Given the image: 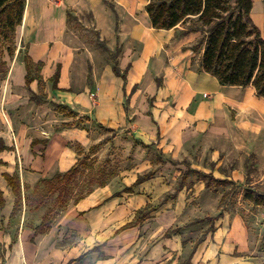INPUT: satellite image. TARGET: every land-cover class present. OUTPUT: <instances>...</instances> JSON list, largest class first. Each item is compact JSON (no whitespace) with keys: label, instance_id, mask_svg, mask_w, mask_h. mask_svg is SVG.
I'll return each mask as SVG.
<instances>
[{"label":"crops","instance_id":"0c3cea01","mask_svg":"<svg viewBox=\"0 0 264 264\" xmlns=\"http://www.w3.org/2000/svg\"><path fill=\"white\" fill-rule=\"evenodd\" d=\"M122 1L130 2L113 0L120 13L115 21L104 18L103 5L93 7L88 0H25L18 31L27 60L41 69L39 78L29 77L19 48L0 86V264H264L262 238L232 211L219 212L199 243L201 238L186 243L180 232L166 235L180 228L174 221L178 208L167 204L156 206L152 219L123 228L133 222L129 216L169 190L162 176L168 164H158L151 178L135 184L155 166L148 152L179 157L206 146L213 147L209 155L215 161L231 146H264V97L252 86L220 85L206 73L203 46L192 49L199 32L154 29L145 7L137 14L133 2L123 9ZM251 1V20L264 36V0ZM81 5L91 9L101 39L123 42L114 66L125 80L106 62L93 61L89 69L77 48L59 41L68 29L66 10ZM41 26L48 28L45 35ZM78 119L84 121L79 127L68 124ZM89 120L99 132L112 133L100 146L124 148L139 169L126 178L114 176L37 231L47 213L32 202L33 192L56 174L62 180L82 152L102 141L89 132ZM7 177L16 179V190ZM123 183L127 194H120Z\"/></svg>","mask_w":264,"mask_h":264},{"label":"rangeland","instance_id":"374dc122","mask_svg":"<svg viewBox=\"0 0 264 264\" xmlns=\"http://www.w3.org/2000/svg\"><path fill=\"white\" fill-rule=\"evenodd\" d=\"M88 2L93 7L97 3L103 5L106 10L102 13L104 18L109 16L115 21L119 19L120 13L115 8L113 0H97L96 2L88 0ZM130 2H133L137 14L144 10L147 4V0H130ZM130 2L122 1L123 9L128 8ZM97 10L101 11V7ZM66 11L68 29L64 38L59 41L77 48L78 57L87 59L89 69L93 61L116 66L124 47L123 42L121 43L117 38L109 41L101 39L93 24L91 9H86L84 5H81L79 9L68 8ZM23 21L25 22V19ZM4 23L5 14L0 13V86L7 74L9 59L19 48H22L20 51L24 53L27 47L20 38L19 26H16L13 33L9 34ZM188 25L189 23L184 25V28ZM47 29L46 26H41L38 31L40 35H45L48 32ZM53 44L52 42L51 46ZM9 48L12 56L8 55ZM22 58L27 60L26 52ZM27 61L29 77L39 78L41 65ZM38 97H42L41 92ZM58 111L66 116L71 115L67 109L58 108ZM72 117L74 118L75 115ZM79 122L84 121L78 119L68 124L79 127ZM87 126L89 132H97L96 139L102 138V141L96 146H90L91 149L79 155L76 174L72 179L61 180L56 174L51 180L42 182L32 194V202L46 210L48 218L46 224L58 215L59 210L89 194L96 187L107 185L114 176L126 178L127 173H136L139 169L132 163L133 157L124 148L113 147L110 144L105 147L100 146L101 143L110 141L111 131L100 129L99 132L90 120ZM260 136L261 140H264V132H261ZM226 151L215 161H211V155H209L213 152V147L206 146H198V149L197 146H193L186 155L179 157L165 156L156 149L148 152L149 159L155 166L143 171L142 176L156 172L158 164H168L162 176L169 190L162 198L152 200L153 203L149 206L137 210L133 216H129L128 220L143 221L147 217L152 219L153 217L149 216L152 210L164 204L173 211L178 208L174 221L179 223L180 228L175 227L169 230L167 236L180 232L182 240L192 244L208 229L213 228L214 219L219 217V212L228 210L237 213L244 220L253 236L262 238L260 248L264 250V207L258 208L243 198L247 192L264 195V146H231V150ZM202 184L209 186V194L204 192L207 190L205 187L201 191ZM123 185L126 187L120 194L129 193L130 189L125 183ZM180 192L182 194L177 198Z\"/></svg>","mask_w":264,"mask_h":264},{"label":"trees","instance_id":"16d2710c","mask_svg":"<svg viewBox=\"0 0 264 264\" xmlns=\"http://www.w3.org/2000/svg\"><path fill=\"white\" fill-rule=\"evenodd\" d=\"M24 8L25 0H0V13L5 14L4 26L9 34L21 24ZM251 9V0H147L145 5L154 29L170 30L182 26L181 34H201L192 49L203 46L201 68L214 76L220 85L252 86L258 96L264 97V36L251 20ZM188 23V27L184 28ZM7 52L12 56L10 48ZM112 70L125 80L117 67L113 66ZM57 77L58 74L55 79ZM30 81L27 74V84ZM2 149L4 147L0 142V150ZM75 174L76 166L63 174V179L71 180ZM152 175L153 173H149L138 178L135 184L151 178ZM6 179L13 191L16 190V179ZM243 198L256 206H264V195L247 192ZM47 219H43L36 228L37 231L42 230ZM139 221L130 222L123 228ZM212 230L211 227L205 233Z\"/></svg>","mask_w":264,"mask_h":264}]
</instances>
